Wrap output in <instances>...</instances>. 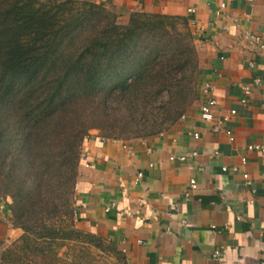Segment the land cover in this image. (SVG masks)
<instances>
[{"label":"crops","instance_id":"crops-1","mask_svg":"<svg viewBox=\"0 0 264 264\" xmlns=\"http://www.w3.org/2000/svg\"><path fill=\"white\" fill-rule=\"evenodd\" d=\"M95 1L119 24L133 12L185 19L199 77L193 105L168 129L130 141L89 133L73 192L76 227L102 236L128 264H264V156L245 148L264 144V47L251 39L264 33V0ZM195 25L203 30L193 35ZM206 82L216 100L209 122L199 118ZM243 86L250 87L244 104ZM9 203L0 199V246L21 233L8 220Z\"/></svg>","mask_w":264,"mask_h":264},{"label":"trees","instance_id":"trees-1","mask_svg":"<svg viewBox=\"0 0 264 264\" xmlns=\"http://www.w3.org/2000/svg\"><path fill=\"white\" fill-rule=\"evenodd\" d=\"M196 72L181 17L133 12L119 24L95 0H0V199L10 198L8 220L22 230L11 254L45 256L70 233L89 234L77 220L69 229L71 198L100 108L114 103L113 116L128 127L167 95L155 112L161 121L138 134L166 130Z\"/></svg>","mask_w":264,"mask_h":264},{"label":"rangeland","instance_id":"rangeland-1","mask_svg":"<svg viewBox=\"0 0 264 264\" xmlns=\"http://www.w3.org/2000/svg\"><path fill=\"white\" fill-rule=\"evenodd\" d=\"M194 50L196 54L197 72L196 74L194 73V75L189 76L185 83L187 95L183 103L180 117L193 105L195 101V90L197 89V82L199 77V59L195 46ZM166 100L167 95L159 96L152 103L153 107L150 110L148 109L145 114H133V117L126 123L129 125L128 127H124L122 121L113 116L114 103H109L108 107H102L99 109V112H97L98 117L95 121V124H98V126L97 128L90 129L88 131V134L91 131H96L99 136H103L104 138L123 141H130L148 137L150 135L142 133L138 134V132H142V126L147 121L155 120L157 118L155 117V112L158 110L160 111L159 108L161 106V103L165 102ZM159 121H161V118H157V123ZM165 126L166 124H156L154 128H164ZM71 200V219L73 227H69V229H74L75 215L73 209V196ZM63 224L67 225L68 227V223ZM18 229L21 231V233L15 240H7L0 246V264H125L121 255L113 247L112 244L106 241L99 234L92 232H86L89 233L87 236L75 235L70 233V239L59 240L60 245H57L52 249L53 253L51 251L50 254H47L45 256H40L36 252H33L29 255H24L21 253L19 255L17 254L18 256H15L14 254H11L13 252V243L16 242L22 234V230L20 228Z\"/></svg>","mask_w":264,"mask_h":264},{"label":"built area","instance_id":"built-area-1","mask_svg":"<svg viewBox=\"0 0 264 264\" xmlns=\"http://www.w3.org/2000/svg\"><path fill=\"white\" fill-rule=\"evenodd\" d=\"M224 8H225V4H223V3L219 4V9L215 12V14L219 15L220 10H223ZM193 12H194L193 8L187 9V13L190 14V13H193ZM192 25H194V24H192ZM224 29H227V28L225 27ZM193 30H194L193 31V35H194V34H196L198 32H201L203 30V26H201V25L196 26L195 25ZM263 38H264V33H262L260 35L251 36L252 41L257 44L259 49H263V47H264L263 43H262V39ZM248 66L252 67L253 64L251 62H248ZM254 85H258V80H254ZM212 90H213L212 85L209 82L204 83L203 86H202V89H201V91H202V93L204 95L209 96V98L206 100V102L203 105H201L200 109H199V118L202 121H205V122H209V121L212 120V118H213L212 110H213V108L216 105V100L212 96L210 97V95L212 93ZM242 93H243V97L240 99V102L242 104H244V103H246V96L249 95V93H250V87L249 86H243L242 87ZM234 113H235L234 110H230L229 114L226 115V116L221 117L218 123L221 124V123L227 122L229 116H232ZM217 128L218 127L215 125V126L212 127L211 131L215 132V131H217ZM225 134H226L228 140L230 142H232L233 141V135H232L231 130L226 128ZM192 137L194 139H197L198 138V134L197 133H193ZM245 148L249 152H257L258 154L264 156V144L250 143V144H247ZM191 154L194 155L195 153L192 152ZM82 157H83L82 155L79 156V161L82 159ZM179 159L182 160V159H184V157H180ZM240 163H241V165H244L246 163V159L244 157H241L240 158ZM86 166H87V164L85 163V167ZM225 170H226L225 167L221 168V171H225ZM141 176H142V174L140 172L137 173L135 181H138L141 178ZM242 178L245 180L246 183L249 182L248 181V176H247L246 173L242 174ZM195 187H196L195 180H193V179L189 180V188L193 190V189H195ZM74 215H75V212H74ZM2 217H3L2 206L0 204V220L2 219ZM217 254H218V250H214L213 253H212V256L216 257ZM124 262H125V264H128L126 261H124Z\"/></svg>","mask_w":264,"mask_h":264}]
</instances>
